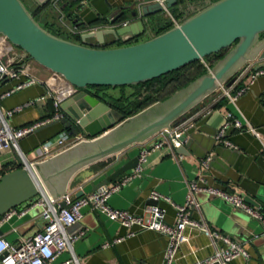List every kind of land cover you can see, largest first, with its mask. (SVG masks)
<instances>
[{"label": "crops", "instance_id": "1", "mask_svg": "<svg viewBox=\"0 0 264 264\" xmlns=\"http://www.w3.org/2000/svg\"><path fill=\"white\" fill-rule=\"evenodd\" d=\"M21 1L32 15L35 13L33 15L35 20L43 28L69 41L78 36L80 42L81 36L87 32L109 28L110 15L121 12L124 17L119 22L129 21L133 11L156 2V0H57L54 4L40 7L33 0ZM207 1L217 0H176L170 8L159 4L162 8L161 13L148 18L146 30L150 35H158L169 26L172 27L174 22L178 24L194 11L201 9ZM142 39L148 37L139 40ZM113 40L112 36H105V43L110 45L108 48L116 47ZM86 44L94 47L96 41L89 39ZM9 56L19 61L20 66H24L29 76L36 78L37 81L32 86L0 98V115L5 116L7 110L22 107L20 112L5 118L11 129L51 119L47 104V99L50 98L47 94L48 89L58 86L62 78L30 60L17 48H14ZM263 62L256 59L247 62L239 70L240 73L250 65L242 75L238 76V73L233 81L231 95L245 90L234 104L229 103L226 98L204 100L198 106L199 114L191 120V125L187 129L194 127L187 138V144L183 146L185 149L176 150L174 153L168 148L150 152L142 165L140 176L129 180L118 192L112 194L108 198V205L134 216L145 217V209L152 206L154 201L150 195L155 193L160 197L155 202L163 211V222L173 224L176 209L183 205L187 196L186 183L195 181L200 188H212L242 197L249 205L260 207L264 216V75L256 76L251 84L252 74L261 70H257L256 66ZM29 76L21 75L16 80H5L0 83V96ZM121 91L118 94L113 92L108 94L105 91L99 93L100 97L106 96L104 101H99L111 108L108 98H117ZM228 114L231 115V121L237 120L244 126L250 125L255 129V133H248L239 132L232 125L228 126L224 138L231 143V147L217 143L214 139L216 133L229 121ZM62 132H64L62 125L56 123L21 138L18 141L19 153L23 154L28 162H32L36 159L40 147L54 141ZM79 136L82 140L88 138L81 133ZM150 145L151 141L148 139L78 170L69 181L66 193H71L72 199H77L75 195L79 191H83L84 196L92 193L93 188L106 176ZM207 157L211 160L205 169L201 166V161ZM17 159V151L0 152V174L15 170L18 166ZM130 173L131 171L113 182ZM110 185L111 183L106 186ZM195 199L200 207L199 211L191 213L192 219L202 220L211 230L242 244L249 253L251 264H264V231L260 222L233 209L206 191L198 192ZM26 207L27 205L22 206L20 210ZM80 224L85 230V235L73 244L71 250L59 255L54 264H63L72 256L77 259L78 264H163L167 245V237L163 234L142 230L137 226L125 228L117 221L110 220L88 207L81 209ZM42 225L40 209L34 208L22 217H13L5 222L0 228V233L8 242L17 243L20 238L38 232ZM185 236L187 241L182 243L177 251V264L202 262L215 253L216 246L197 229L186 228ZM117 239L121 241L112 245L111 243ZM217 245L222 246L220 242ZM229 264H244V261L237 258Z\"/></svg>", "mask_w": 264, "mask_h": 264}, {"label": "water", "instance_id": "2", "mask_svg": "<svg viewBox=\"0 0 264 264\" xmlns=\"http://www.w3.org/2000/svg\"><path fill=\"white\" fill-rule=\"evenodd\" d=\"M33 2L43 7L57 0ZM175 2L165 0L163 5L170 8ZM161 10L154 1L133 11L129 21L119 22L124 17L121 12L110 15L109 28L87 32L81 36V43H75L45 30L21 0H0V36L30 60L79 90L58 108L48 98L50 115L61 112L62 117L35 131L60 123L73 136L81 133L88 137L34 163L37 177L52 199L66 194L68 183L78 170L143 143L161 129L190 118L204 100L215 96L219 87L230 86L243 65L256 59L264 61V0L207 1L177 25L159 35H150L146 30L147 20ZM105 36H112L114 43L125 45L107 48ZM145 36L148 37L145 41L128 44ZM89 39H95L94 47L87 46ZM222 50L227 52L204 74L165 100L128 118L86 91L88 87L114 89L143 84ZM256 69H264V62ZM193 129L187 130L183 138H188ZM16 162L18 168L0 177V217L11 209L31 204L39 195V183L20 160ZM137 164L138 155H135L92 191L112 183ZM83 196V191L75 195L76 198ZM60 205L65 207L63 202Z\"/></svg>", "mask_w": 264, "mask_h": 264}, {"label": "built area", "instance_id": "3", "mask_svg": "<svg viewBox=\"0 0 264 264\" xmlns=\"http://www.w3.org/2000/svg\"><path fill=\"white\" fill-rule=\"evenodd\" d=\"M164 1L156 0L161 6H163ZM174 25H177V23L174 22ZM14 48L16 47L12 46L4 37L0 36V83L5 80H16L21 75L29 76L26 68L20 66V62L15 58L9 56V53ZM23 54L27 56L24 52ZM249 68L250 65H247L238 76L242 75ZM258 75H264V69L252 74L251 84ZM36 81V78L29 76L26 80L17 83L9 91L3 93L0 98L8 97L16 91L32 86ZM232 84L230 86L222 85L219 87L213 97L214 100L226 98L229 103L234 104L237 97L245 90H240L235 95H231ZM78 91V89L62 79L58 86L49 87L47 94L53 99L54 107L58 108L63 101L74 96ZM21 110L22 107H16L7 110L5 116L0 115V152L12 150L18 152V160L21 161L32 178L39 183V195L24 210L15 208L2 215L0 217V228L13 217H22L34 208L41 210L40 218L42 219L43 225L38 232L31 236L20 238L17 243L8 242L0 233V264H54L55 259L59 255L71 250L73 244L85 235V230L80 224L81 209L85 207L105 215L110 220L117 221L125 228L129 229L137 226L142 230H151L165 235L167 237V245L164 251L163 264H177V251L179 246L187 241L185 230L188 227L197 229L205 234L211 243L216 246L215 253L210 258L195 264H229V262L237 258L243 259L244 264H251L249 253L244 249L242 244L235 243L227 236L211 230L202 220L197 221L191 218V213L193 211H199L200 207L195 199V195L200 191H206L213 197L223 200L233 209L260 222L264 231V216L260 207L256 208L249 205L242 197L236 194H228L212 188L203 189L195 181H189L186 183L187 196L185 202L183 205L177 207L176 219L173 224L163 222V211L157 205L147 207L145 209V217H139L122 210L113 209L107 203L108 198L118 192L129 180L140 176L142 165L146 162L150 152L161 148H168L174 153L177 149L187 144V137L183 138V136L190 127L191 120L199 114L198 111L190 118L179 121L176 125H170L168 128H163L151 137L149 139L151 141L150 147L139 151L138 164L129 175L111 183L110 186L100 187L95 192L77 199H72L71 193H66L60 198L52 199L41 185L34 169V163L45 160L69 148L81 141L82 138L80 136H73L69 131H64L54 141L42 145L36 153V159L28 162L25 156L19 153L18 141L34 133L38 128L51 121L59 120L62 116L56 113L51 119L39 120L17 129L9 128L5 118H10L13 114ZM230 119L231 115L228 114L227 120L229 121L214 136L217 143L231 147V143L224 138L225 129L230 125L239 132L255 133V129L252 126H244L237 120L231 121ZM210 160V157L204 158L201 161V166L205 169L208 168ZM150 198L156 202L160 199L155 193H152ZM61 202L65 204L64 208L61 207ZM120 241L121 239H117L111 244L113 245ZM218 242L222 244L221 247L217 245ZM63 264H78V262L72 256Z\"/></svg>", "mask_w": 264, "mask_h": 264}, {"label": "trees", "instance_id": "4", "mask_svg": "<svg viewBox=\"0 0 264 264\" xmlns=\"http://www.w3.org/2000/svg\"><path fill=\"white\" fill-rule=\"evenodd\" d=\"M35 15V13H33ZM35 18V17H34ZM169 26L166 30H168ZM45 29V28H44ZM46 30V29H45ZM165 30V31H166ZM48 31V30H47ZM50 32V31H48ZM51 34L59 37L58 35L50 32ZM159 35V34H158ZM147 40V39H145ZM145 40L134 39L128 44H136ZM75 43H81L80 37H75L72 41ZM116 47L124 46L122 43H115ZM114 46V45H113ZM107 48L110 45L106 46ZM227 50H222L217 54H212L207 56L201 61L193 62L178 71L171 72L167 75L161 76L152 81L135 85V86H126L128 88H137L140 91L133 93L129 96L121 95L119 98L109 97L108 100L111 102V108L119 112L124 116V118L131 117L141 110L147 108L155 102L163 101L172 95L175 91L180 88L185 87L187 84L195 80L197 77L204 74L207 68L212 67V65L221 59ZM126 87H118L119 90H124ZM107 89H112L109 87H88L87 92L99 100L104 101L106 98L105 95L99 96V93L104 92ZM115 89V88H114ZM18 168V166H17ZM4 174L1 173L0 177Z\"/></svg>", "mask_w": 264, "mask_h": 264}, {"label": "rangeland", "instance_id": "5", "mask_svg": "<svg viewBox=\"0 0 264 264\" xmlns=\"http://www.w3.org/2000/svg\"><path fill=\"white\" fill-rule=\"evenodd\" d=\"M138 91H140V90L137 89V88H128V87H126V88H124V90L121 91V94L117 98H119L121 95H123V96H129V95H131L133 93H136ZM105 92L108 93V94L111 93V92H113L114 94H118V92H120V90L118 88H115V89H107V90H105Z\"/></svg>", "mask_w": 264, "mask_h": 264}]
</instances>
